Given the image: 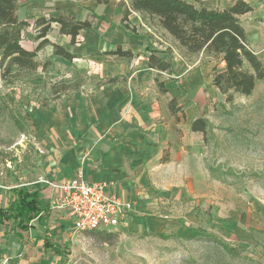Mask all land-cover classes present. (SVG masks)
I'll return each instance as SVG.
<instances>
[{
    "label": "rangeland",
    "instance_id": "rangeland-1",
    "mask_svg": "<svg viewBox=\"0 0 264 264\" xmlns=\"http://www.w3.org/2000/svg\"><path fill=\"white\" fill-rule=\"evenodd\" d=\"M128 1L111 0L106 6L95 0L18 1L19 19L30 24L22 34L28 50L38 45L36 20L58 17V11L94 19L96 28L72 46L53 24L49 40L71 51L73 62L54 56L47 46L39 60L51 61L50 75L39 71L14 85L0 76V196L9 198L17 187L43 190L41 182L50 177L104 170L110 158L134 161L139 137L154 150L134 172L140 213L117 229L52 234L62 257L45 252L32 237L24 246L6 230L0 234V264H264V81L251 96L228 103L212 84L214 69L220 72L224 64L203 54L183 57L175 49L173 74H143L147 82L134 87V61L105 55L118 44L134 43V30L122 24ZM188 1L223 9L238 0ZM246 1L253 11L240 20L251 49L264 60V4ZM162 40L167 45H150L160 51L173 45ZM73 74L87 77L82 90L51 101L52 83ZM153 75L174 78L166 83L167 94L160 93ZM115 77L125 85L102 86ZM134 90L151 96L158 107L137 126ZM174 98L177 116L168 107ZM200 117L210 123L206 137L191 130ZM166 159L168 165L161 166ZM184 225L211 237L174 238ZM224 245L241 256L225 253Z\"/></svg>",
    "mask_w": 264,
    "mask_h": 264
},
{
    "label": "trees",
    "instance_id": "trees-1",
    "mask_svg": "<svg viewBox=\"0 0 264 264\" xmlns=\"http://www.w3.org/2000/svg\"><path fill=\"white\" fill-rule=\"evenodd\" d=\"M19 0H0V76L8 85L19 81L29 80L39 71L50 75L51 61L41 62L39 53L47 46L53 48V55L65 61L73 62L76 56L65 46L53 43L48 35L52 25L59 26V34L71 38L70 45L78 43L82 31L95 30V20H77L63 11H58V17L47 19L38 18L35 25L38 42L34 50H28L22 45L23 32L30 26L27 21L18 17ZM99 5H108L111 0H95ZM264 4V0H258ZM253 11V6L246 0H238L227 8H210L201 3H191L187 0H129L124 4L122 24L127 30L133 29L134 37L139 38L136 26H131L129 17L137 13L140 16V28L145 31L146 38L153 44L167 45L162 40L167 39L173 45L160 51L149 45L148 70L155 73H174V50H178L183 57H193L200 54L219 60L224 69H214L212 84L224 96L228 103H233L236 96L249 97L255 91L257 84L264 81V60H261L251 49L247 32L240 18ZM97 18V16H93ZM160 35V36H159ZM161 37V38H160ZM153 39L157 41L154 42ZM105 55L135 60L140 53L131 49H124L118 45L115 50ZM172 79L160 80L155 78L161 94H167L166 83ZM119 77L109 79L103 85L110 87L126 80ZM87 82V77L81 78L77 74L64 77L53 82L51 101L60 100L66 95L78 93ZM102 85V86H103ZM177 99H172L168 107L172 115L177 116ZM48 107V103H44ZM194 133L206 137L210 130L208 119L200 117L191 124ZM10 200L5 207H0V228L17 237L24 246L27 245L33 231L37 235V227L41 230L37 236L44 245V251L57 257L64 256V251L56 244L49 233V212L42 206L43 194L41 190L17 187L10 190ZM211 235L181 226L174 238L194 240L210 238ZM224 252L233 256H241L238 249L230 245L223 246ZM17 259V258H16Z\"/></svg>",
    "mask_w": 264,
    "mask_h": 264
},
{
    "label": "crops",
    "instance_id": "crops-1",
    "mask_svg": "<svg viewBox=\"0 0 264 264\" xmlns=\"http://www.w3.org/2000/svg\"><path fill=\"white\" fill-rule=\"evenodd\" d=\"M126 4H128V2ZM104 6H106V5H104ZM123 13H124V8H123ZM122 19H123V15H122ZM130 20L134 23V26L137 27L139 38L135 37L134 43H128L127 45H129V46H127V47L126 46L124 47L122 44H118V45H121L124 49H131L135 52H138V53H140V56L135 60H129V59H125V58H119V59H122L125 61L127 60L128 62L134 61V87H140L144 84V81L147 82V79H146L147 75L164 74V73H155V72H150V70H148L149 52L147 51V47L152 42H151V40L146 38L145 31L143 29L142 30L140 29V23H141L140 16L137 13L133 12L131 14V16L129 17V21ZM139 29H140V31H142V33L139 32ZM58 30H59V28H58ZM93 31H95V30L82 31L79 36H81L82 33H86V32L92 33ZM63 37L68 38L71 41L70 37H67V36H63ZM117 46H116V48H117ZM69 52L72 53L71 51H69ZM143 74H146L145 78H142ZM153 78H154L153 81L156 84L155 78H159V77H157L156 75L155 76L153 75ZM160 80H163V79H160ZM117 85H125V84L119 83ZM103 86L110 87L109 85H103ZM113 87H115V86H113ZM121 87L124 88V86H121ZM132 111H134V126H137L139 124V122H141L143 119L148 120L149 117L155 116L158 113V107H157L156 103H153L151 96H149L148 94H145V93L135 92V90H134V109H132ZM151 151H154L153 147H151L150 145L144 144L142 142V140H140L138 137V140L134 141V161H127L126 164H123L122 161H117V160L110 158V159H108V161H105V167L106 168L104 170L93 171V170H89L86 168V169H83V171H82L85 179H87L88 181H92V182L112 181V182H115L117 185L116 191L118 192V194L123 199H125V200H127L133 204V208L130 211L128 218L125 220L123 227L127 226L128 224H132V222H134V215L140 213V210H139L140 206H138L136 201H134V194L137 193V190L134 193V189L137 188V186L134 185V183L137 184L139 182V180L134 179V172L138 171V167H140V166L144 167L143 163L146 164L147 161H149V158L152 154ZM159 161H160V159H159ZM168 163H169V160H167V159L164 161L162 160L161 166H167ZM77 173L78 172L74 173L73 175L66 176V177L64 175H62L60 178L50 177L48 179H43V180L64 181V180L73 178ZM142 175H143V173H142ZM41 184H43V183L41 182ZM41 192H42L43 198H44L42 200V206L46 207L48 209V212H49L48 228H49L50 236L52 237L53 236L52 234H55V233L58 235L59 234L63 235L64 232H68L69 230L74 231V228H73V225L71 222L61 220L59 214H57L56 212L49 209V206H48L49 191H48L47 186H44L43 190H41ZM4 194L0 196V203H1L0 207H5L9 203V201L7 202L6 200H10L11 195H9V198L8 197L6 198ZM40 230L41 229L39 227H37V230H36L38 232L37 235L39 233H41ZM4 232H6L5 228H0V234H4ZM37 235L35 234V230H34L33 235L31 237L37 243H41V245L44 248L42 241H40V239L38 238ZM52 239H53V237H52ZM17 241H18V239H17ZM56 244H59V243H56Z\"/></svg>",
    "mask_w": 264,
    "mask_h": 264
},
{
    "label": "built area",
    "instance_id": "built-area-1",
    "mask_svg": "<svg viewBox=\"0 0 264 264\" xmlns=\"http://www.w3.org/2000/svg\"><path fill=\"white\" fill-rule=\"evenodd\" d=\"M42 183L49 191V209L71 222L76 232L120 228L133 208L118 194L115 182L88 181L82 171L71 179Z\"/></svg>",
    "mask_w": 264,
    "mask_h": 264
}]
</instances>
